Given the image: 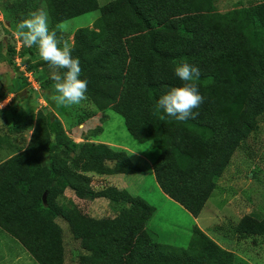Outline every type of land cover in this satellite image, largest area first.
I'll use <instances>...</instances> for the list:
<instances>
[{"label": "trees", "instance_id": "obj_1", "mask_svg": "<svg viewBox=\"0 0 264 264\" xmlns=\"http://www.w3.org/2000/svg\"><path fill=\"white\" fill-rule=\"evenodd\" d=\"M47 1L57 22L98 6L97 0ZM216 1L112 0L97 9L92 26L75 31L72 51L95 112L115 111L137 142H152L160 151L153 163L157 184L194 217L264 114V0L226 12ZM184 62L200 69L196 83L205 101L194 109L195 119L179 121L158 108V99L183 86L175 68ZM56 132V116L44 106L36 113L27 148L0 160V226L37 264H65L60 219L80 243L78 264H235L233 253L197 225L188 248L159 242L148 228L155 207L143 198L117 196L113 188L99 196L110 200L116 225L107 229L108 222L87 226L82 217L77 220L74 201L61 202L65 196L52 155ZM112 159L118 162L109 170L113 175L142 171L125 151L113 152ZM236 231L242 238L264 234V222L246 217Z\"/></svg>", "mask_w": 264, "mask_h": 264}, {"label": "rangeland", "instance_id": "obj_2", "mask_svg": "<svg viewBox=\"0 0 264 264\" xmlns=\"http://www.w3.org/2000/svg\"><path fill=\"white\" fill-rule=\"evenodd\" d=\"M110 1L97 0V9ZM258 1L217 0L216 4L220 11L226 12L239 4L249 5ZM41 6L49 14L50 31L63 23L65 30H57V37L68 39L72 45L75 31L91 26L100 15L96 9L57 22L51 16L47 0H0V137L4 139L0 160L27 148L36 113L44 106L51 107L56 116L55 139L58 143L52 152L53 167L61 181L65 182L67 191L76 194L75 199L64 195L65 199L61 202L66 206L74 201L73 215L77 220L82 217L87 226L108 222L107 229L116 225L112 221L115 213L111 211L108 200L96 196L99 189L116 186L155 207L156 212L148 228L159 235V242L188 248L192 228L196 224L222 248L233 253L235 264H264V234L254 233L242 238L236 231L237 225L246 217H251L260 225L264 222V114L257 119L256 129L239 144L195 221L180 204L165 198L152 168L160 151L150 140L137 142L128 132L121 115L108 110L101 129L97 125H88L83 129L80 124L91 119L85 114L96 110L92 101L87 99L71 110H65L55 102L52 69L49 65L41 66L45 61L40 59L37 47L25 46L17 30V25L29 17L26 12L32 13ZM20 96L32 98L21 102L18 100ZM93 119L100 123L98 118ZM67 146L75 151L68 152ZM120 150L125 151L131 162L142 171L109 173V166L114 164V167L117 162L112 159L113 152ZM125 197L129 198L128 195ZM81 220L79 222L83 223ZM59 223L64 230L65 264H78L80 243L74 239L66 222L60 219ZM0 264H37L24 246L1 226Z\"/></svg>", "mask_w": 264, "mask_h": 264}, {"label": "clouds", "instance_id": "obj_3", "mask_svg": "<svg viewBox=\"0 0 264 264\" xmlns=\"http://www.w3.org/2000/svg\"><path fill=\"white\" fill-rule=\"evenodd\" d=\"M17 30L24 45L36 46L40 59L47 62L52 69L55 102L58 105L73 106L86 101L88 81L80 78L81 62L78 57L72 56L73 45L70 41L57 37V30L64 31L65 25L57 24L56 29L50 31L49 14L46 8L41 6L30 13L28 18L23 19L17 25ZM175 75L184 82L183 86L173 87L160 96L158 108L167 116L175 117L179 121L195 119L199 112L194 109H198L205 101L196 83L201 71L198 67L184 62L175 68ZM160 118L163 120L165 116L161 115Z\"/></svg>", "mask_w": 264, "mask_h": 264}, {"label": "crops", "instance_id": "obj_4", "mask_svg": "<svg viewBox=\"0 0 264 264\" xmlns=\"http://www.w3.org/2000/svg\"><path fill=\"white\" fill-rule=\"evenodd\" d=\"M92 26V25H91ZM49 106V105H48ZM63 107L65 110H71L72 108H75V106L76 105H73V106H63V105H60V107ZM50 108V110H51V107H49ZM106 111H104V112H95V110H92V113H94L93 115V117H91V119H89V120H87L86 122H83L82 124H80V126L83 128V129H85V127H89L88 125H90V126H94V125H97V127H99V129H101V125H102V123L103 122H105V118H106V113H105ZM98 118L99 119V121H100V123H98L97 122V119H96V121L93 119V118ZM93 119V120H92ZM82 132H84V131H82ZM87 136H91V134H87ZM116 163H118V162H115V164ZM114 165V164H113ZM113 165H111V166H109L110 167V169L109 170H111L112 168H113ZM153 168V167H152ZM109 173H111V171H109ZM153 173H154V171H153ZM155 176V175H154ZM77 180H79V178H77ZM159 186V185H158ZM62 187H64L63 189H62ZM70 187H72V186H70ZM92 187V186H91ZM73 188V187H72ZM107 188H113L114 189V192H115V194L117 195V196H121V197H125V195H129V194H127V193H124L122 190H120V189H118V187H116V186H105L104 188H101V189H99V191H96L97 193H99V192H101L102 190H104V189H107ZM160 188V187H159ZM78 189H80V188H78ZM59 190H60V192L63 194V195H65V196H68V197H73L74 198V195H76L75 193H71V192H69V191H67V189H66V184H65V182L64 181H61V185H60V187H59ZM69 190H70V188H69ZM73 190H76V189H73ZM160 190H161V188H160ZM71 191H72V189H71ZM162 191V190H161ZM163 192V191H162ZM95 194V193H94ZM100 194V193H99ZM99 194H96V195H99ZM163 194H164V196H165V198H168V199H170V200H172L169 196H167L164 192H163ZM79 196V195H78ZM129 197H132V196H130L129 195ZM75 199V198H74ZM105 199H107V198H105ZM108 200V199H107ZM174 201V200H173ZM108 202L110 203V200H108ZM177 203V202H176ZM193 216V215H192ZM194 217V216H193ZM194 220L196 221L197 219H196V217H194ZM196 225V224H195Z\"/></svg>", "mask_w": 264, "mask_h": 264}]
</instances>
